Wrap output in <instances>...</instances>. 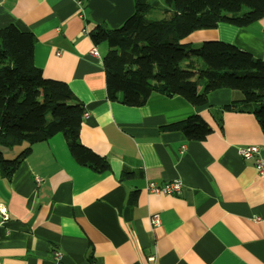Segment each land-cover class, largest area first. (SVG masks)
<instances>
[{
	"label": "crops",
	"instance_id": "1",
	"mask_svg": "<svg viewBox=\"0 0 264 264\" xmlns=\"http://www.w3.org/2000/svg\"><path fill=\"white\" fill-rule=\"evenodd\" d=\"M133 12V0H85L83 16L75 0H0V29L14 25L35 37L33 64L83 104L79 140L109 164L101 174L77 165L61 134L33 144L9 179L0 175L7 215L0 218V264H54L53 250L61 264H147L149 255L155 264H264L257 106L229 89L209 92L201 107L159 94L139 107L108 100L107 47L95 46L89 34L118 28ZM187 38L181 43L191 48L217 40L264 62V17L246 28L218 23ZM94 47L98 57L90 54ZM233 101L236 111L219 113ZM193 115L212 130L204 142L167 128ZM246 144L258 147V156L242 159L238 149ZM175 179L182 183L178 196L145 191L149 182ZM153 215L159 224L151 227Z\"/></svg>",
	"mask_w": 264,
	"mask_h": 264
},
{
	"label": "trees",
	"instance_id": "2",
	"mask_svg": "<svg viewBox=\"0 0 264 264\" xmlns=\"http://www.w3.org/2000/svg\"><path fill=\"white\" fill-rule=\"evenodd\" d=\"M133 1L134 12L121 26L89 34L95 46L107 47L102 64L108 100L139 107L149 96L159 94L178 96L201 107L207 104L209 92L229 89L243 103L257 106L252 114L264 135V62L220 41L203 42L196 49L181 43L189 34L213 29L218 23L246 28L258 22L264 17V0H169V8L157 19L148 18L157 2ZM35 42L31 33L14 25L0 29V149L24 146L13 159H5L0 150V175L9 179L33 144L56 134L63 136L77 165L98 174L107 172V160L79 140L83 104L66 83L45 78L33 64ZM190 51L205 69L189 59ZM234 102L219 113L236 111ZM31 112L41 118L28 116ZM220 122L217 120L219 129ZM167 128L197 142L206 141L212 133L199 115Z\"/></svg>",
	"mask_w": 264,
	"mask_h": 264
},
{
	"label": "built area",
	"instance_id": "3",
	"mask_svg": "<svg viewBox=\"0 0 264 264\" xmlns=\"http://www.w3.org/2000/svg\"><path fill=\"white\" fill-rule=\"evenodd\" d=\"M84 1L85 0H75V5L77 6L78 11L81 16H83L82 3ZM91 54L95 57H98V53L94 49L91 51ZM238 154L242 159H252L254 156H258L259 148L254 145L246 144L238 149ZM255 164H256V169L258 173L264 174V163L262 159L259 157L256 158ZM36 181L39 182V179H36ZM181 189H182V183L178 179L169 181L161 185H157L153 182H149L145 186V191L147 193L158 195V196H178L181 192ZM0 218H1V221H4L7 219L5 210L2 207H0ZM158 224H159L158 216L157 215L151 216L150 226L153 227ZM51 258L54 264H61V254L59 252L53 250L51 252ZM146 259H147V264H155V261H156L155 255H149Z\"/></svg>",
	"mask_w": 264,
	"mask_h": 264
},
{
	"label": "rangeland",
	"instance_id": "4",
	"mask_svg": "<svg viewBox=\"0 0 264 264\" xmlns=\"http://www.w3.org/2000/svg\"><path fill=\"white\" fill-rule=\"evenodd\" d=\"M150 3L152 2H157L158 3V6H154L151 10V12L148 14V18H151V19H157V18H160L162 15H163V11L164 9H168V5H169V0H149ZM188 38L187 36L185 38L182 39L181 42H188ZM207 41H217V40H207ZM207 41H202L201 43H193L192 44V48L193 49H196L198 48L203 42H207ZM96 50L97 49L94 47L91 49L92 50ZM91 51H90V54H91ZM98 53V51H97ZM99 54V53H98ZM191 58L194 60H197L201 65H204L202 64V61L200 60V58L195 54V52H191ZM92 55V54H91ZM93 56V55H92ZM182 67L184 66V62L181 64ZM205 67V66H204ZM184 68V67H183ZM28 116L30 117H33V118H41L39 115H37L36 113H29ZM24 146H20L19 148H16L14 150V152L12 154H7V152H5V150L3 151V149H0L1 151L4 152L3 156L5 159H13L15 156H17L19 154V152L21 151V149L23 148Z\"/></svg>",
	"mask_w": 264,
	"mask_h": 264
}]
</instances>
